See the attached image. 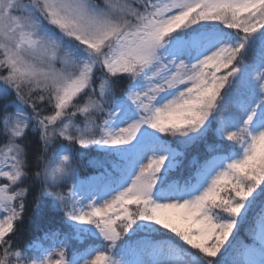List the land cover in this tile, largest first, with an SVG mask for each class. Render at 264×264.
<instances>
[{"label":"snow or ice","instance_id":"1","mask_svg":"<svg viewBox=\"0 0 264 264\" xmlns=\"http://www.w3.org/2000/svg\"><path fill=\"white\" fill-rule=\"evenodd\" d=\"M0 264H264V0H0Z\"/></svg>","mask_w":264,"mask_h":264},{"label":"trees","instance_id":"2","mask_svg":"<svg viewBox=\"0 0 264 264\" xmlns=\"http://www.w3.org/2000/svg\"><path fill=\"white\" fill-rule=\"evenodd\" d=\"M119 91V88H118ZM31 143L29 145V152H36L39 150V142L35 137H30ZM78 148V146H77ZM204 153V144L201 143L197 146H193L189 152L188 157L192 155L203 154ZM96 153L90 152L87 154L80 153L76 156L74 166L81 173V175H91L94 173V169L89 167L88 160L90 156H94ZM187 160H185V164ZM28 183V182H26ZM39 204V208H37ZM49 200L41 195L39 185H34L25 201V210H24V222L21 225H18L19 231L17 236L13 237L16 240L17 245L23 247L30 241L39 239L42 234L48 229H54L60 226L62 213L53 212L49 207ZM30 219L32 222H30ZM241 236H244V232H241ZM47 247L51 244V241H42ZM72 246H75V241L72 242ZM69 253H71V247L69 248Z\"/></svg>","mask_w":264,"mask_h":264}]
</instances>
